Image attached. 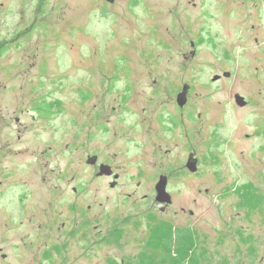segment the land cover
I'll use <instances>...</instances> for the list:
<instances>
[{"label": "rangeland", "instance_id": "1", "mask_svg": "<svg viewBox=\"0 0 264 264\" xmlns=\"http://www.w3.org/2000/svg\"><path fill=\"white\" fill-rule=\"evenodd\" d=\"M202 2L203 10L196 11V20L188 29L165 16L160 0H149L148 13L142 12L130 20V27L114 29L107 23L95 25L87 34L54 33L50 54L64 55L74 62L64 71L67 77L63 88L53 89V98H60L64 105L62 130L69 133V138L76 131L85 135L93 126L107 127L97 144L103 153H112L109 127L116 114L114 107L119 112V105L146 107V127L151 126L150 114L159 109L168 119H176L178 128L175 137L162 132L152 140L154 134L145 138L141 127L127 123L130 140L125 143L123 132L118 136L121 150L126 153L129 148L130 153L113 162L117 166L127 164L128 168L115 190L112 187L116 183L110 187L107 180H97V172L81 164L85 161L81 160V152L73 148L63 154L54 152L46 169L51 199L72 200V188L76 185L84 189L76 199L89 204L103 202V210L111 219L92 221L84 237L65 238L56 246L60 251L54 255V261H45V254L37 260L38 264H264V204L255 208L251 203L264 193V2L254 9L231 3V11L227 0ZM80 6V0H62L58 11L65 13L63 22L69 21L75 27L81 23ZM188 32L196 33L191 39L197 44L201 41L191 66L186 65L176 46L178 36ZM38 38L39 33L35 32L19 42L14 54L23 63L33 62L30 58L40 54L36 51ZM94 50L99 59L95 63L102 66L101 76L95 78L100 84L95 100L98 107L86 106L81 115L78 79L90 73L78 61L82 54L88 60L86 54ZM187 50L192 48L188 46ZM26 68L21 67L22 73L8 83V90H0V105H23L16 110L28 111L27 105L38 98L31 90L35 78L27 76ZM113 68L121 72L114 89L108 91L109 79L104 75L112 76ZM126 70L133 76V88L127 93ZM225 73L231 77H225ZM216 76L220 80L214 82ZM186 84L192 92L188 107L180 109L177 96ZM36 88L42 93L50 91L49 85ZM236 94L245 97L250 107H238ZM32 113H27V119ZM78 125L83 128L78 129ZM169 149L173 150L170 159ZM191 155L198 161L197 172L188 168ZM162 163L166 169L156 168ZM140 169L146 174L144 178L136 175ZM33 172L32 168L20 169L16 178L23 181L18 189L0 199L28 200L33 206L48 199L44 195L47 184L43 186ZM161 173L167 174V180L168 174H172L166 191L175 203L165 215L159 212L157 192L151 184ZM73 177L77 183H68ZM140 181L144 182L141 188ZM136 200L139 204L134 203ZM243 209L245 215L256 209L258 216L241 218ZM234 218L236 222L232 223ZM41 221L36 219L28 224L20 239L7 235L0 224V264L6 263L4 256L8 253V261L16 263L17 248L22 249L21 263L22 259L27 262L29 253H40V246L46 248L47 231L43 228L36 237L31 229ZM182 233L187 235L182 237ZM54 236L58 237L55 232ZM36 238L38 243H34Z\"/></svg>", "mask_w": 264, "mask_h": 264}, {"label": "flooded vegetation", "instance_id": "2", "mask_svg": "<svg viewBox=\"0 0 264 264\" xmlns=\"http://www.w3.org/2000/svg\"><path fill=\"white\" fill-rule=\"evenodd\" d=\"M227 1L230 11L232 9L231 3L241 5L244 8L254 9L262 1L264 2V0ZM61 2L62 0H56V4L55 0H0V90L3 92L8 90V83L10 84L12 79L17 78L22 73L21 67H27L25 70L26 74H28L27 76L35 78L31 82V90L38 96L31 105L24 104L30 107L28 111L16 110V108L20 109L23 105H0V196H5L7 192H15V189H18V184L23 181L16 178L20 169L32 168L34 170L33 173L40 177L41 184L43 186L47 184L44 195L48 197V199L41 200L40 205L36 206H33L28 200L0 199V224L6 229L7 235L13 234L14 237L20 239L23 229L27 228L28 224L33 223L36 219L42 221L39 225L32 226L33 234L38 237L39 232L43 228L45 232L47 231V241L44 244L46 248L40 246V253H29L26 258L27 262L25 263L22 259L21 263L20 256H22V249L17 248L18 252L14 255L16 263L8 261L11 258L8 253L4 256L5 264H38L37 260H40L45 254V261H54V255H58L60 251L59 249L56 250V246L62 243L65 238L76 239L84 237L91 227L92 221H109L111 219L107 212L103 210V202L89 204L76 199L84 190L76 185H73L74 187L72 188V200L51 199V193L49 195L48 190L51 191L52 188L48 182L46 169L49 166L48 159H53L54 152H56L55 155L63 154V151L67 152L70 148L81 152V160H85L84 162L81 161V164L83 166L88 165L87 167L92 169L94 173L97 172V180H107L110 187L111 184L116 183L112 187L115 190L122 183L128 168L127 164L117 166L113 162L115 159L128 156L130 153L129 148L126 153L121 150L120 136H118L120 132H123L126 135L123 139L125 143L130 140L127 123L141 127L142 135L145 138H150L154 134L152 140L160 137L162 132L175 137L178 128L176 119L172 117L168 119L159 109H155L150 114L151 118L149 121H151V126L146 127L148 120L146 107L139 108V105H119L121 108L119 112L114 107L116 114L113 125L109 127L112 143L110 149L112 153H103L101 147L97 144L101 138V132L107 130V127L93 126L85 135L80 131H76L70 138L68 132H63L61 119L64 105H62L60 98H53V89L54 87L63 88L64 80L67 77L64 71L67 67L74 66V62L68 61L64 55L53 56V54H50V49L53 51L54 33L60 34L61 32L78 31L87 34L88 29L96 28L95 25H105L107 23L112 24L110 27L114 29L130 27L132 26L130 20L139 17L142 12L148 13L149 0H80L81 6L78 13L82 22L77 24L76 27L69 21L63 22L65 13L64 11H58ZM160 3L166 13L165 16L171 17L175 25L183 26L184 29H188L189 25H191L190 23L196 20V11L199 8L201 10L204 8L202 0H160ZM178 20L181 22L179 23ZM35 32L39 33V38L36 40V51H39L40 54L34 58H30L31 61L34 60L33 62L29 64L23 63L14 52L18 48L19 42L29 39ZM115 32L117 31H113V33ZM195 35L196 33L194 32L185 33L178 36L179 42H176V46L188 66L195 63L198 55L197 48L201 42L199 41L197 44L191 39ZM188 46L192 50H187ZM86 55L89 57L88 60L82 54V58L84 59L81 58L78 61L80 67L86 68L90 73V76L82 74L78 79L77 94L79 95L80 105L83 107L78 108L81 115L84 114L86 106L93 109L98 107L95 100L100 93L98 91L100 84L95 78L98 75L101 76L102 73V66L95 63V60H99L97 51H90ZM64 60L66 61L63 63ZM87 63L91 64L87 67ZM120 72L118 69L113 68L111 72L113 73L112 76L109 74L104 75L106 79H109L108 91L114 89L112 86L118 81V73ZM257 72H261V69H258ZM130 73V70H126L125 76L128 78L126 93L133 88V82L131 81L133 76ZM55 75L58 76L54 78ZM45 85L50 86V91L46 93H42L40 89L36 88L42 89ZM190 89L187 95L188 100L192 87ZM178 106L181 109L179 103ZM249 107L248 105L241 109L244 110ZM31 112H33L31 118L27 119V113ZM53 116H56L57 119H53ZM77 128L83 127L78 125ZM55 136L58 138H55ZM172 153L173 150H167L169 159ZM156 168L166 169L167 167L166 164L162 163L159 166L156 165ZM103 171L112 172L113 174L111 176H98ZM136 175L144 178L146 174L140 169ZM166 175L165 173H161L158 179L155 177L153 182H151L156 192L161 177ZM167 177H169V180H167L168 190L169 185H171L172 174H168ZM62 178L63 173L61 172L58 179L61 181ZM67 181L70 184L77 183V179L74 177L72 180L68 179ZM24 182L27 183L28 181L25 180ZM143 185V181L138 183L139 188ZM59 187L56 188L57 191H59ZM198 191L201 190L198 189ZM134 203L139 204V201L136 200ZM157 204L159 212L164 213L163 215L172 211L175 205L173 199L170 205ZM243 210L242 214L244 215L241 218L243 216H258L256 209L249 210L251 216L249 214L245 215L246 209ZM6 220L8 222H4ZM114 220L118 219L114 218ZM235 222L236 218L232 219V223ZM94 228L96 229L98 226ZM228 228H230L229 225ZM54 232L58 237L54 236ZM49 233H53V235ZM22 239L19 245H22ZM34 243H38L37 238ZM68 244H71L70 241Z\"/></svg>", "mask_w": 264, "mask_h": 264}, {"label": "water", "instance_id": "3", "mask_svg": "<svg viewBox=\"0 0 264 264\" xmlns=\"http://www.w3.org/2000/svg\"><path fill=\"white\" fill-rule=\"evenodd\" d=\"M224 76L231 77V74L225 73ZM219 79L220 77L216 76L214 77L213 81L216 82ZM189 88H191L189 85H185L183 91L178 96V103L181 107H185V105L187 104V100H188L187 95L189 93ZM234 98H235L236 105L238 107L244 108L248 105V102L246 101L245 97H243L242 95L236 94ZM187 165H188V168L191 170V172H197L199 170L198 161L197 159H193V155H191L189 163H187ZM103 174H107L108 176H111L113 173L103 171L101 175ZM166 189H167V179H165V176H163L157 186V201L160 204L170 205L172 203L171 195L167 193Z\"/></svg>", "mask_w": 264, "mask_h": 264}, {"label": "trees", "instance_id": "4", "mask_svg": "<svg viewBox=\"0 0 264 264\" xmlns=\"http://www.w3.org/2000/svg\"><path fill=\"white\" fill-rule=\"evenodd\" d=\"M255 199V201L251 203L253 204V207L256 206L255 208H258L259 206L264 204V193H260V195H257ZM185 235H187V233H182V237H184Z\"/></svg>", "mask_w": 264, "mask_h": 264}]
</instances>
